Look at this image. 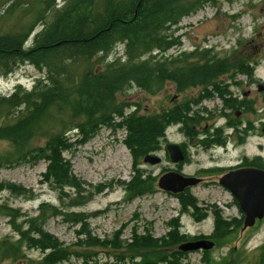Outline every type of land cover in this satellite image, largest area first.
Returning <instances> with one entry per match:
<instances>
[{"label": "trees", "instance_id": "16d2710c", "mask_svg": "<svg viewBox=\"0 0 264 264\" xmlns=\"http://www.w3.org/2000/svg\"><path fill=\"white\" fill-rule=\"evenodd\" d=\"M215 0H0V22L6 16L13 25L3 29L0 24V75L12 73L21 63H28L43 73L28 91L18 86L9 97L0 96V140L9 147L0 153V169L19 163L47 162L43 177L63 188L66 184L79 187L71 174V165L64 153L77 144L86 143L102 127L125 131V144L134 157L135 174L127 183L129 200L153 193L156 177L144 176L140 166L144 156L160 149V138L178 118L175 111L162 116L139 115L131 103L120 101L119 93L131 85L154 93L173 83H210L228 73L232 67L244 72L258 61L233 59L232 51L225 57L211 50H195L178 57L167 52L181 42L172 28L184 17L205 8ZM38 27L29 47V35ZM124 46L121 56L112 57L118 45ZM158 52V54H154ZM162 55V57H158ZM166 55L167 57H165ZM252 64V65H251ZM98 67V68H97ZM251 72V71H250ZM137 105L135 106V108ZM74 131V132H73ZM10 189L25 194L24 187L0 182V191ZM182 211H196L195 198L180 200ZM13 220L18 239L0 240V260L27 258L24 248L41 249L45 254L40 264H60L71 257L93 259V252L83 247L118 249L114 239H100L86 227L87 215L73 213L81 223L84 245H66L44 228L51 215H64L56 206L43 203L37 215L0 207ZM216 225L225 221L216 212ZM197 219H200L196 213ZM18 221V223H17ZM20 221V222H19ZM166 237L153 238L148 230H134L132 242L126 246L136 253L135 264L175 263L173 257L185 254L173 247L180 243L208 236L181 233L178 218ZM214 238L227 236L217 230ZM113 250V249H112ZM247 259L242 253L230 259H213L204 251L207 264H264V245Z\"/></svg>", "mask_w": 264, "mask_h": 264}, {"label": "rangeland", "instance_id": "374dc122", "mask_svg": "<svg viewBox=\"0 0 264 264\" xmlns=\"http://www.w3.org/2000/svg\"><path fill=\"white\" fill-rule=\"evenodd\" d=\"M63 1L56 0L58 4H62ZM0 24L3 29H8L13 25V19L6 16ZM39 30L40 27L29 35L27 47ZM171 30L179 37L181 43L172 47L167 56L178 57L197 49L200 51L209 49L212 54L222 58L232 51L231 55L235 60L245 58L258 61V65L253 70L251 67V72L248 70L250 73L246 75L237 76L233 72L240 68H230L228 73H233L231 75L233 81L264 83V0H215L196 13L184 17L179 25ZM123 53L124 46L118 45L112 57ZM42 76L43 73L33 65L21 63L12 73L0 78V96H11L19 81L30 88ZM214 79L219 80L217 77ZM261 96L263 98L264 93ZM145 97L144 91L134 85L118 95L120 101L131 103L127 109L128 113L135 109L139 115L145 114V106H153V102H147ZM220 104V101L208 102L207 107L217 110ZM259 118H256V125H263L264 105L261 107ZM222 122L224 119L220 121ZM179 128L176 124L171 125L166 129L164 137L160 138V149L157 154L163 159L161 164L153 166L145 164L140 159L142 164L139 166L143 175L156 177V189L153 193L131 200L127 198V183L131 181L135 171L134 157L125 144L126 133L119 129L114 130L113 127H102L86 143L77 144L64 153L65 159L70 162L71 174L78 181L79 187L66 184L61 188L46 181L43 177L47 168L45 160L35 164L22 162L15 166L2 167L0 182L24 187L27 193L18 194L10 189L0 191V207L7 206L29 216L37 215L43 203L58 207L64 215H51L46 220L44 228L66 245H84L81 240L87 238L84 236L85 232L81 233L83 225L73 220L71 216L73 213L86 214L85 231L89 229L92 235L100 239H114L119 235L118 240L113 241L119 243L121 248L107 250L83 247L94 254L89 263L83 258L73 256L60 264H135L139 259H133L136 253L126 246L132 242L134 230H137L138 234H145L149 230L153 238H163L173 229L171 222L174 218L179 219L181 233L191 237L208 236L215 242V247L209 250L208 257L216 260L224 257L230 259L233 255L242 253L244 257L250 255L247 257L250 261L254 258L251 254L258 253L257 251L264 245V220L259 226L242 234H228L217 239L213 237L214 233L217 230L223 233L221 229L223 226L217 227L215 213L219 212L226 222L228 214L235 211L222 199L217 198V195L221 194L219 190L214 191L207 187L194 189L195 194H192V197L197 200L198 210L183 212L176 195L158 188L159 177L167 172L166 170L171 171L174 166L165 156V147L167 143L182 138L183 134ZM257 141L258 139H255V143ZM253 145V142L248 145L249 152L254 150ZM8 147L7 141L0 140V153ZM233 156L224 158L223 162H228ZM205 164L208 165L207 161ZM194 213L200 219H197ZM12 222L9 215L0 211V240L7 237L15 241L18 239ZM176 248L177 246L172 250ZM24 251L26 259L14 261L9 258L0 260V264H40L45 254L41 249L27 246ZM204 256L202 250L188 252L177 258L173 257L176 261L173 264H207ZM156 264L170 263L160 261Z\"/></svg>", "mask_w": 264, "mask_h": 264}, {"label": "flooded vegetation", "instance_id": "af4514ba", "mask_svg": "<svg viewBox=\"0 0 264 264\" xmlns=\"http://www.w3.org/2000/svg\"><path fill=\"white\" fill-rule=\"evenodd\" d=\"M234 74L246 75L242 69ZM225 73L217 77V82L192 84L167 82L164 87L151 93L143 90L146 101L153 106H145V116H162L175 111L178 120L174 123L180 128L182 138L176 140L183 159L173 163L172 170L185 177L199 179L197 185L186 187L175 194L179 201L191 199L194 189L200 187L219 190L218 199H222L229 208H234L225 218L223 233H244L245 213L240 208V199L233 189L221 184L224 176L245 171L247 179L255 180L258 171L264 172V124L256 125V118L261 115L264 105V83L235 82L232 74ZM220 101V108H208V102ZM224 119V122L220 123ZM260 119V118H259ZM200 123V125H198ZM204 123V125H202ZM164 137V136H163ZM255 139H258L255 143ZM254 143V150L249 152L248 145ZM165 147V156L171 157ZM228 162L224 158L231 157ZM163 160V159H162ZM208 163L206 165L205 163ZM172 162V161H171ZM166 171H169L166 170Z\"/></svg>", "mask_w": 264, "mask_h": 264}, {"label": "water", "instance_id": "95a60500", "mask_svg": "<svg viewBox=\"0 0 264 264\" xmlns=\"http://www.w3.org/2000/svg\"><path fill=\"white\" fill-rule=\"evenodd\" d=\"M264 130V129H263ZM167 150L173 163L183 159V155L178 145L169 144ZM145 164L158 165L162 162L159 155L149 153L144 156ZM245 171L224 176L221 184L233 189L236 196L240 199V208L245 213V224L243 231L253 227L257 220L264 219V172L258 171L255 180H250L244 175ZM199 179L185 177L175 170L162 174L158 179V188L172 194L183 191L186 187L197 185ZM215 247V242L208 238H201L185 241L178 245L180 252H194L198 250L209 251Z\"/></svg>", "mask_w": 264, "mask_h": 264}, {"label": "bare ground", "instance_id": "6f19581e", "mask_svg": "<svg viewBox=\"0 0 264 264\" xmlns=\"http://www.w3.org/2000/svg\"><path fill=\"white\" fill-rule=\"evenodd\" d=\"M2 76L0 75V78H1Z\"/></svg>", "mask_w": 264, "mask_h": 264}]
</instances>
